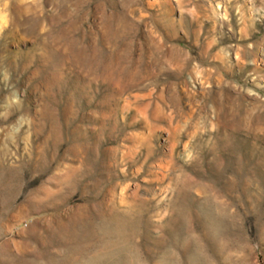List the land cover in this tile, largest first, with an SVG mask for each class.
<instances>
[{"label":"rangeland","instance_id":"rangeland-1","mask_svg":"<svg viewBox=\"0 0 264 264\" xmlns=\"http://www.w3.org/2000/svg\"><path fill=\"white\" fill-rule=\"evenodd\" d=\"M0 264H264V0H0Z\"/></svg>","mask_w":264,"mask_h":264},{"label":"bare ground","instance_id":"bare-ground-1","mask_svg":"<svg viewBox=\"0 0 264 264\" xmlns=\"http://www.w3.org/2000/svg\"><path fill=\"white\" fill-rule=\"evenodd\" d=\"M157 105H158V104H157ZM157 109H158V108H157ZM157 109H156V110H157ZM147 110H148V109H147ZM142 113H143V112H142ZM147 113H148V112H147ZM155 113H156V112H155ZM155 113H154V114H155ZM158 113H160V112L158 111ZM161 113H163V112L161 111ZM164 114H165V113H164ZM164 114H163V115H164ZM141 115H142V114H141ZM146 115H147V114H146ZM170 115H171V114H170ZM154 116H155V115H154ZM165 116H166V115H165ZM167 117H168V116H167ZM169 117H170V116H169ZM170 121H171V120H170ZM147 122H148V121H147ZM145 124H146V123H145ZM170 125H171V123H170ZM153 127H154V126H153ZM153 133H154V132H153ZM141 134H142V133H141ZM141 134H138V136L141 135ZM143 134H144V133H143ZM143 134H142V135H143ZM134 135H136V134H134ZM142 135H141V136H142ZM171 135H172V134H171ZM143 136H145V135H143ZM139 139H140V138H139ZM141 139H142V138H141ZM142 140H143V139H142ZM171 140H172V139H171ZM171 140H170V141H171ZM132 141H133V140H132ZM139 141H140V140H139ZM136 143H137V142H136ZM136 143H135L134 145H136ZM172 143H173V142H172ZM174 144H175V142H174ZM132 145H133V144H132ZM170 145H171V144H170ZM174 146H175V145H174ZM167 147H168V146H167ZM172 147H173V146H172ZM133 148H134V147H133ZM137 148H138V147H137ZM173 148H174V147H173ZM173 151H174V150H173ZM169 152H170V151H169ZM131 154H132V153H131ZM165 155H166V154H165ZM127 156H128V155H127ZM172 156H173V155H172ZM168 159H169V158H168ZM169 160H171V159H169ZM172 160H173V159H172ZM162 161H163V160H162ZM164 161H165V160H164ZM166 161H167V160H166ZM154 165H155V164H154ZM162 167H163V166H162ZM166 169H168V168H166Z\"/></svg>","mask_w":264,"mask_h":264}]
</instances>
